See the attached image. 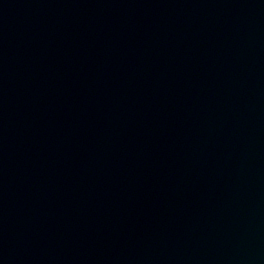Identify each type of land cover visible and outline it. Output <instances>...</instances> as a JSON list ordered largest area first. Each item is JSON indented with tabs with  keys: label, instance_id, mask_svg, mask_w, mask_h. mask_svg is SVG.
<instances>
[{
	"label": "water",
	"instance_id": "water-1",
	"mask_svg": "<svg viewBox=\"0 0 264 264\" xmlns=\"http://www.w3.org/2000/svg\"><path fill=\"white\" fill-rule=\"evenodd\" d=\"M0 264H264V0H0Z\"/></svg>",
	"mask_w": 264,
	"mask_h": 264
}]
</instances>
